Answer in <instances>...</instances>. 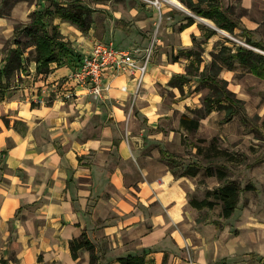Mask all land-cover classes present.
Returning a JSON list of instances; mask_svg holds the SVG:
<instances>
[{"label":"crops","instance_id":"0c3cea01","mask_svg":"<svg viewBox=\"0 0 264 264\" xmlns=\"http://www.w3.org/2000/svg\"><path fill=\"white\" fill-rule=\"evenodd\" d=\"M99 2V8L114 10L111 0ZM120 3H125L129 10L126 12L131 14L139 9L137 4L130 5L132 0ZM16 8L12 9L13 17ZM146 8L149 15L133 25L140 34L108 25L95 34L96 11L86 34L70 21L54 17L52 22L72 49L70 58L74 62L57 66L52 61L43 73L36 71L33 60L28 73H18L26 82L17 80L13 86L17 96L7 98L8 91L2 92L0 264L1 260L4 264H88L87 250L80 249L77 258H72L69 250V241L82 232L108 264H119L116 258L126 254L141 255L144 264L206 263L200 248L199 252L193 249L192 259L187 258L184 246L189 241L181 232V222L189 221L192 207L188 194L195 190L194 176L175 175L161 156L169 140L179 135V128L189 131L179 118L193 106L191 94L195 93L180 96L178 87L167 81L172 75L184 74V62L188 60L189 64L194 59L179 56L168 60L163 51L165 36L172 45L180 46L192 45L203 37L211 49L209 56L216 51L214 45L221 42L215 35V23L209 19L212 28L199 27L192 18L191 24L181 28L190 21L189 15L164 9L157 45L160 54L151 57L138 92H134L129 75L114 76L108 69L105 78L111 80V88L102 99H94L80 89L66 100L44 95V89L66 76L95 40L111 41L119 48L145 46L154 30V10ZM13 28L9 18L0 16L1 36L8 38ZM212 29L214 32L206 36ZM208 60L205 65L211 56ZM218 71L217 76L226 81L227 89L246 101L242 84L233 81L232 71L226 67ZM250 75L264 81V77ZM185 83L182 82L183 87ZM169 91L171 99L167 96ZM36 97L43 101H34ZM216 111L213 107L206 120ZM257 224L262 229L258 238L251 241L236 237L235 247L226 250V254L234 257L248 249L264 258V222ZM81 257L83 260L78 263Z\"/></svg>","mask_w":264,"mask_h":264},{"label":"rangeland","instance_id":"374dc122","mask_svg":"<svg viewBox=\"0 0 264 264\" xmlns=\"http://www.w3.org/2000/svg\"><path fill=\"white\" fill-rule=\"evenodd\" d=\"M61 1H64L65 4H71L73 0ZM78 1L92 10L91 16H93V12L96 11L95 26L98 29L95 28V34H98L102 29H106V25L109 27L112 26L113 29L119 28L127 33L134 32V34H140L141 31L133 26L137 23L135 21L141 20L149 15L147 14L146 7L151 10L153 9L152 6L145 5L140 0V3L136 0H132L134 3H130V5H138L137 7L139 9L137 13L134 14L126 12L129 11L128 7L125 3H120V0H111L114 10L119 12L114 10V12H111L108 7L104 9L99 8L100 6L98 4H101L99 1L103 0ZM177 1L182 7L176 8V5L174 6L166 2L163 4L161 10L164 11L166 8H171L174 12L184 11L189 17L193 18L199 27L212 28L210 24L197 19L196 16L198 15L191 11L181 0ZM215 1L227 12L228 16L236 24L233 28V33H229L217 27L223 31L220 32L217 29L215 30V35L219 37V40L222 42V39H229L235 44L249 47L264 54V50L245 42L246 37L254 41L264 42V0ZM42 2H44L43 5L47 4L45 0H0V16L9 18L14 27L18 26L17 29L13 28V34L8 38H4L0 35V67L4 65L6 55L11 53V49L15 47V40L20 41V45L23 46L24 49L22 66L20 70H16L15 74L11 75V83L9 87L5 89V91H8L7 98H15L17 96L16 88L13 87L16 85L17 80L19 82H26V78L20 77L19 74L20 71H22L23 74L30 71L29 66L33 61L34 49L31 44V38L23 33V27L30 22L31 12L36 9L37 6H39V8L43 7ZM37 3H39V5H37ZM205 3L206 1H202L201 5H205ZM14 6L17 7L15 17H13L12 14ZM151 14L154 16L155 22L156 13L152 12ZM163 18L164 14L162 15V19ZM201 18L209 21V18ZM45 20L49 21L50 19L46 17ZM100 25L101 27H99ZM211 25L213 24L211 23ZM153 26L154 30L151 36L155 31V25ZM88 30L82 32L86 34ZM156 35L157 42L154 44L151 57L153 54H160L157 46L158 36H161L159 27L156 30ZM225 43L227 45H232L230 42ZM164 44L163 52L166 53L168 60H172L173 56L178 55L180 49H186L188 46L200 53L201 61L198 65L195 64V62L194 64H188V60L184 62L186 65L185 72L188 69L189 73L185 74L184 72L187 80L184 81V83H186L184 87L182 86V91H179L180 96H186L195 91L194 94H191L192 97L194 96L193 106L185 109V113L190 117H197L199 113L203 112V97L209 91L207 82L202 81L198 76L205 66L208 67V72L212 71V69L209 68V64L205 65V60L207 61L209 56H211H207L208 49L210 48L205 44L203 37L198 41H193L192 45L180 46L176 43L172 45L170 40L165 36ZM215 49L217 50L218 47ZM180 57L186 59L183 55H180ZM68 64L70 63H67V65ZM196 65L198 66L197 69ZM222 67L225 68V66ZM230 70L233 73V81L242 84L241 90L246 99V101L241 100L242 102L237 104V112L232 115L229 120L224 121L225 109H217L214 102L213 107H215L217 111L212 114L208 121L206 120L207 115H204L199 119L201 123L196 129L186 131L183 128L181 130L179 128V135H176L174 140H169L166 147L167 152L175 156L176 163H173L175 166L170 168L175 175H181L184 169L192 168L194 165L193 163H196L195 166L198 167V171L193 175L196 187L195 190L189 192V200L191 198L198 200L206 198V191L221 183L215 175H205L204 169L207 165H211L212 167L216 164L225 165L227 167L228 178L235 179L243 188L239 194L236 209L229 218L224 219L220 217V203L215 204L212 208H195L191 206L192 208H190V214L188 215L189 221L181 222V226L184 228L181 232L184 236L188 237L189 241V243H186V246H184L187 258L190 259L191 257L192 259L195 256L193 255V249H197V252L200 250L204 251L202 253L206 259L205 264H262L264 258L250 252L248 249H244L242 252L234 255V257H231L233 256L231 253L226 254V250L231 251V249L235 247V242L237 241L236 237L237 239L239 236L245 237L244 240L250 239L251 241L252 239L258 238L259 233L262 234V229H259L260 226L257 222H264V81L252 77L250 75L251 72L247 71L246 68L237 62H234ZM218 72L217 70L216 78L222 81L219 75L217 76ZM189 81L190 84L188 83ZM190 85L192 91L190 90ZM167 96L171 99L172 93L169 91ZM234 97H236L235 94ZM2 100L3 95L0 96V102ZM176 118L177 115L175 113L173 117V126L175 127L178 125ZM203 120L207 122H202ZM212 141L214 147L211 149L209 145ZM196 147H200L198 152ZM223 151H225L227 155L224 154ZM207 199H212V197L208 196ZM216 239H219L220 243L217 242ZM79 256H81V254H79ZM101 257L103 260H101ZM82 260V257L78 258L77 262L80 263ZM107 263L108 260L105 259L104 256L98 255L95 264Z\"/></svg>","mask_w":264,"mask_h":264},{"label":"trees","instance_id":"16d2710c","mask_svg":"<svg viewBox=\"0 0 264 264\" xmlns=\"http://www.w3.org/2000/svg\"><path fill=\"white\" fill-rule=\"evenodd\" d=\"M45 1H47V5L41 8L37 6L36 9L31 12L30 22L23 27V33L29 36L32 41L31 44L34 49L33 60L36 63V71L43 73L48 71V65L52 61H55L57 66H59L65 62L73 63L75 60L74 58H70L73 55L72 49L62 40L57 26L52 22L53 18L60 17L61 19L68 20L82 31L88 30L92 22L91 9L82 5L78 0H73L71 4H65V2L61 0ZM181 1L196 15L209 18L217 27L229 33H233V28L236 24L215 0ZM202 1H206L205 5H201ZM37 5H39V3H37ZM46 17H49L50 20H45ZM189 20L190 21L181 25V28L191 24L192 18L190 17ZM17 28L18 26L14 27V29ZM213 32V29L210 30L206 36ZM224 41L230 42L232 45L224 44V42L216 43L214 47L216 48L217 46L218 49L210 52L211 61L209 63V68H211L212 71L208 72V67L205 66L199 74L201 80L207 82L209 90L203 97V112L199 113L197 117H190L187 114L180 115V124L187 130H194L198 127L199 119L211 111L214 102L217 109H225L224 121L229 120L231 116L237 112V104H240L242 101L234 97L233 92L226 88L225 80L219 81L216 78V71L222 66L231 69L234 62H238L252 74L259 77L264 76V54L249 47L235 44L229 39H224ZM245 42L264 50L263 41H254L246 37ZM14 43L15 47L12 48L11 53L6 56L4 65L0 68V95L9 87L11 75L15 74V71L19 70L22 66L23 46L20 45V41L18 40H15ZM178 52V55L173 56L172 60H177L180 55H183L185 57H193L194 60L189 61V64L196 62L198 65L201 61L200 53L192 47L180 49ZM197 65L196 69L198 68ZM188 73L189 71L187 69L185 74ZM186 80L187 77L184 74H175L169 78L167 84L177 86L178 89L182 91V82ZM31 106H33V104ZM4 123L8 124V121L4 119ZM213 147L212 141L209 148L212 149ZM196 149L198 152L200 147H196ZM223 153L226 154L225 151H223ZM161 156L165 161L167 160L169 169L175 166V164H173L175 162V156L172 153H168L167 150H161ZM193 164L192 168L184 169L181 175H195L198 171V167L195 166L196 163ZM204 173L209 176L215 175L221 183L212 189H208L205 193L206 198L200 200L191 198L189 200L190 205L195 208H212L215 204L220 203V217L224 219L229 218L236 209L239 194L243 188L235 179L228 178L227 167L223 164H216L213 167L207 165L204 169ZM208 196L212 197V199H207ZM80 249L88 251V264H95L98 259V254L85 232H82L79 236L69 241V250L72 258L78 257V251ZM116 260L119 264H144V258L141 255L126 254L124 256H118ZM1 264H4L3 260H1ZM262 264H264V261Z\"/></svg>","mask_w":264,"mask_h":264},{"label":"built area","instance_id":"2783aa9c","mask_svg":"<svg viewBox=\"0 0 264 264\" xmlns=\"http://www.w3.org/2000/svg\"><path fill=\"white\" fill-rule=\"evenodd\" d=\"M140 1L152 6L156 13L155 31L145 46L119 48L111 41L95 40L89 51L80 56L74 68L66 76L44 89V95L66 100L73 98L77 94L76 89H80L94 99H102L111 88V80L107 81L105 78L108 69L114 76L121 73L129 75L134 83V92H138L147 72L154 44L157 42L156 30L161 24L163 15L161 8L166 2L175 6L170 0ZM34 101L42 102L43 99L36 97Z\"/></svg>","mask_w":264,"mask_h":264},{"label":"bare ground","instance_id":"6f19581e","mask_svg":"<svg viewBox=\"0 0 264 264\" xmlns=\"http://www.w3.org/2000/svg\"><path fill=\"white\" fill-rule=\"evenodd\" d=\"M170 1H172L174 4H176V5H178L179 7H181V5L179 4V2L177 1V0H170ZM200 18V17H199ZM202 20H204L205 22H207V23H209L210 25H211V22L210 21H207L206 19H204V18H201ZM217 30L218 31H220V32H223L222 30H220V29H218L217 28Z\"/></svg>","mask_w":264,"mask_h":264},{"label":"water","instance_id":"95a60500","mask_svg":"<svg viewBox=\"0 0 264 264\" xmlns=\"http://www.w3.org/2000/svg\"><path fill=\"white\" fill-rule=\"evenodd\" d=\"M256 49V48H255ZM256 50H258V49H256Z\"/></svg>","mask_w":264,"mask_h":264}]
</instances>
